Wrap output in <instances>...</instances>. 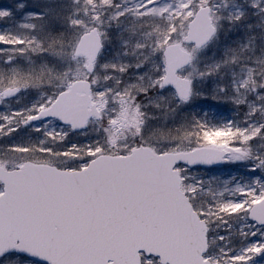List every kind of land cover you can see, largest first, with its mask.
Listing matches in <instances>:
<instances>
[{"label": "snow or ice", "instance_id": "1", "mask_svg": "<svg viewBox=\"0 0 264 264\" xmlns=\"http://www.w3.org/2000/svg\"><path fill=\"white\" fill-rule=\"evenodd\" d=\"M0 264H264V0L0 6Z\"/></svg>", "mask_w": 264, "mask_h": 264}, {"label": "rangeland", "instance_id": "2", "mask_svg": "<svg viewBox=\"0 0 264 264\" xmlns=\"http://www.w3.org/2000/svg\"><path fill=\"white\" fill-rule=\"evenodd\" d=\"M12 0H0V6L10 4Z\"/></svg>", "mask_w": 264, "mask_h": 264}, {"label": "trees", "instance_id": "3", "mask_svg": "<svg viewBox=\"0 0 264 264\" xmlns=\"http://www.w3.org/2000/svg\"><path fill=\"white\" fill-rule=\"evenodd\" d=\"M228 113H225V115H227Z\"/></svg>", "mask_w": 264, "mask_h": 264}]
</instances>
